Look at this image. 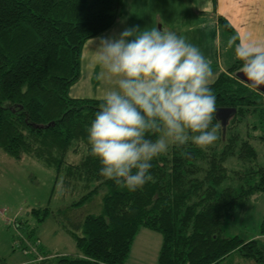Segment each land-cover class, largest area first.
I'll return each instance as SVG.
<instances>
[{"label":"trees","instance_id":"obj_1","mask_svg":"<svg viewBox=\"0 0 264 264\" xmlns=\"http://www.w3.org/2000/svg\"><path fill=\"white\" fill-rule=\"evenodd\" d=\"M121 5L122 0H0V149L55 169L65 188L87 189L74 207L105 191L101 213L87 215L78 234L69 232L80 254L45 255L41 263L124 264L137 231L146 228L162 237L158 264H220L235 251L264 264L258 240L223 235L225 218L264 192V161L258 162L264 94L238 80L242 62L236 57L209 85L217 109H235L225 128L214 113L219 138L213 145H170L151 161V180L134 192L100 175L87 129L103 99L69 93L80 79L84 44L118 21ZM216 21L227 42L236 37L228 48L235 54L236 33L223 17ZM68 154L80 158L69 161ZM259 236L264 237V216Z\"/></svg>","mask_w":264,"mask_h":264},{"label":"clouds","instance_id":"obj_2","mask_svg":"<svg viewBox=\"0 0 264 264\" xmlns=\"http://www.w3.org/2000/svg\"><path fill=\"white\" fill-rule=\"evenodd\" d=\"M97 39L99 78L115 85L104 92L87 129L102 177L134 192L151 180V161L170 145L191 142L205 150L218 140L213 72L198 47L175 32L138 27ZM235 41L229 39L227 47ZM235 57L249 86L264 87V41L241 40Z\"/></svg>","mask_w":264,"mask_h":264},{"label":"rangeland","instance_id":"obj_3","mask_svg":"<svg viewBox=\"0 0 264 264\" xmlns=\"http://www.w3.org/2000/svg\"><path fill=\"white\" fill-rule=\"evenodd\" d=\"M230 50L226 58L229 53L234 55ZM79 158L68 154L69 161L77 162ZM263 161L264 147L260 145L258 162ZM87 192L80 186L63 187L55 169L37 160H16L0 149V264H50L41 263L45 255L78 256L80 251L69 232L78 234L76 227L87 215L101 213L105 191L82 206H72ZM45 209L47 215L41 212ZM34 210L40 213L34 215ZM263 216L264 192H256L244 208L225 218L223 235L237 236L245 242L256 239L264 247V237L259 236ZM29 231H33L31 238L27 236ZM161 244L159 233L139 228L124 264H158ZM220 264L258 263L235 251Z\"/></svg>","mask_w":264,"mask_h":264},{"label":"crops","instance_id":"obj_4","mask_svg":"<svg viewBox=\"0 0 264 264\" xmlns=\"http://www.w3.org/2000/svg\"><path fill=\"white\" fill-rule=\"evenodd\" d=\"M122 0L118 21L101 34L89 39L81 52L80 79L71 87L76 99H102L114 87L107 78H99L101 68L95 63L98 37H119L125 28L161 29L178 36L200 49L210 61L214 82L232 63L227 39L219 33L216 18L223 17L233 28L238 42L245 39L264 41V0Z\"/></svg>","mask_w":264,"mask_h":264},{"label":"water","instance_id":"obj_5","mask_svg":"<svg viewBox=\"0 0 264 264\" xmlns=\"http://www.w3.org/2000/svg\"><path fill=\"white\" fill-rule=\"evenodd\" d=\"M236 77L238 78V80H240L241 82H243L249 86V83L246 82L245 78L243 77V74H241L240 71H238L236 73ZM255 90L264 94V87H261V88L255 89ZM234 113H235V109H233V108H218L217 109L216 118L220 121L222 128L226 127L228 120L231 118V116Z\"/></svg>","mask_w":264,"mask_h":264}]
</instances>
